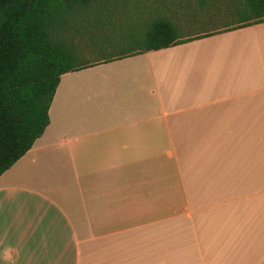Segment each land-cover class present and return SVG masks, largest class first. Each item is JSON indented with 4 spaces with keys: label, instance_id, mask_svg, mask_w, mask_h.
I'll use <instances>...</instances> for the list:
<instances>
[{
    "label": "crops",
    "instance_id": "obj_1",
    "mask_svg": "<svg viewBox=\"0 0 264 264\" xmlns=\"http://www.w3.org/2000/svg\"><path fill=\"white\" fill-rule=\"evenodd\" d=\"M0 176V264H264V21L61 75Z\"/></svg>",
    "mask_w": 264,
    "mask_h": 264
},
{
    "label": "trees",
    "instance_id": "obj_2",
    "mask_svg": "<svg viewBox=\"0 0 264 264\" xmlns=\"http://www.w3.org/2000/svg\"><path fill=\"white\" fill-rule=\"evenodd\" d=\"M262 21L264 0H0V176L45 132L62 74Z\"/></svg>",
    "mask_w": 264,
    "mask_h": 264
},
{
    "label": "rangeland",
    "instance_id": "obj_3",
    "mask_svg": "<svg viewBox=\"0 0 264 264\" xmlns=\"http://www.w3.org/2000/svg\"><path fill=\"white\" fill-rule=\"evenodd\" d=\"M196 27H198V25H196Z\"/></svg>",
    "mask_w": 264,
    "mask_h": 264
}]
</instances>
